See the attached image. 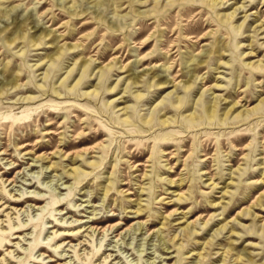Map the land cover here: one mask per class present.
Listing matches in <instances>:
<instances>
[{
	"label": "rangeland",
	"instance_id": "1",
	"mask_svg": "<svg viewBox=\"0 0 264 264\" xmlns=\"http://www.w3.org/2000/svg\"><path fill=\"white\" fill-rule=\"evenodd\" d=\"M0 264H264V0H0Z\"/></svg>",
	"mask_w": 264,
	"mask_h": 264
},
{
	"label": "bare ground",
	"instance_id": "2",
	"mask_svg": "<svg viewBox=\"0 0 264 264\" xmlns=\"http://www.w3.org/2000/svg\"><path fill=\"white\" fill-rule=\"evenodd\" d=\"M92 229V228H91ZM88 231V230H87ZM92 231H93V229H92ZM105 233V232H104ZM65 243V242H64Z\"/></svg>",
	"mask_w": 264,
	"mask_h": 264
}]
</instances>
